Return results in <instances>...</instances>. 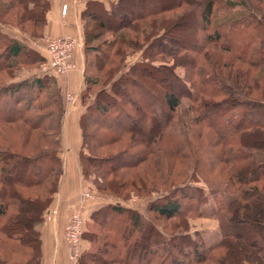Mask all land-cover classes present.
<instances>
[{"label":"trees","instance_id":"trees-1","mask_svg":"<svg viewBox=\"0 0 264 264\" xmlns=\"http://www.w3.org/2000/svg\"><path fill=\"white\" fill-rule=\"evenodd\" d=\"M216 1L115 0L107 8L103 2L87 1L83 17L93 8L96 11L92 13L91 30H87V21L84 24L85 58L89 54L92 61L87 57L88 63L95 61L100 73L104 65H114V59L121 67L115 70L110 65L103 73L114 72L95 93V100L84 105L79 117L82 140L78 159L82 175L92 173L105 181L108 175L133 168L143 160L155 163L154 153L160 152L165 139L170 140L166 143L172 150L168 156L187 170L170 179L173 184L185 178L183 182L148 201L146 214L118 199L93 209L91 221L111 231L101 239L96 231L87 233L84 229L82 238L91 241L93 249L81 252L78 264H241L245 260L261 264L257 253L264 246V101L249 95L254 90L260 97L264 93V3L226 0L230 6L246 3L247 9L214 24L210 16ZM48 6L47 0H10L1 14L12 10L19 22L29 21L36 29L29 36L36 37L43 33ZM112 18L116 25L111 24ZM3 21L0 17V24H7ZM180 24L193 26L197 39L185 42L179 39L184 34L174 35L169 28ZM99 28H110L115 35L91 45L98 39ZM200 31L205 32L202 38ZM175 42L176 48L172 46ZM212 48L219 50L211 51ZM137 51L133 62L125 60ZM226 52L229 54L224 55ZM170 53L175 63L163 67L167 75L155 74L154 70L161 67L155 58ZM239 58L258 70V76L253 78L246 77L243 71L233 73L237 80L242 77L241 90L229 73L223 76L217 71L218 66L229 67ZM44 60L45 56L26 42L0 32V71L4 76L12 78L19 64L38 65ZM177 67H183L182 74ZM156 77L162 81L160 87L151 82ZM101 80L97 75L91 84ZM55 82L53 75L38 73L0 86V121L26 123L27 134L60 125V92L57 87L56 92H45L46 84ZM182 96L191 100L192 116L186 125L176 123L171 115ZM88 118L98 119L94 128H88ZM139 125H149L142 135L135 133ZM194 125L197 128L192 129ZM116 142L120 149L97 153L98 148ZM56 145L37 154L12 150L8 159L0 148V264H41L39 226L51 206V194L58 191L61 173ZM189 146L193 150H185ZM88 167H97V171L90 172ZM130 182L128 179L118 185L104 182L95 186L117 194L120 185ZM207 193L217 202L213 215L218 219L220 237L213 245L204 244L198 232L191 233L190 229L179 231V237L168 233L151 215L168 219L177 215L200 217L204 215L200 206ZM228 194L231 197L224 201L223 196ZM241 215L249 218H244L247 225L260 231L257 236L241 241L240 234L229 229L243 219ZM256 242L260 245L255 246Z\"/></svg>","mask_w":264,"mask_h":264},{"label":"rangeland","instance_id":"rangeland-1","mask_svg":"<svg viewBox=\"0 0 264 264\" xmlns=\"http://www.w3.org/2000/svg\"><path fill=\"white\" fill-rule=\"evenodd\" d=\"M10 0H0V17L2 19H4L3 22L14 26L16 29H18L19 31H22L29 34V35H33V33H35L36 29H34L32 27V24H30L29 21H23L22 23L19 22V19L16 18V16H14V14L12 13L13 11L11 10V12L9 11V13L6 14H1L2 12V7H6V4L9 2ZM230 1H234V2H244L246 0H230ZM252 1V0H251ZM250 3V2H249ZM264 0H262L260 2V4H263ZM237 5L235 6H230V4H227L226 0H217L214 3L213 6V10H212V15L210 16V20L213 19V23L215 24L216 22H219L221 20H223L224 17L227 16H231V17H236L237 15H239V13H241L240 10H246L247 9V5L245 3L243 4H239L236 3ZM264 8V6L262 7ZM96 10L91 9L88 11V16H86L85 20L87 21V30H91V27H93V14L95 15ZM176 12L180 11V9L175 10ZM93 13V14H92ZM98 19H100V17H98ZM102 20L104 22V18L102 17ZM112 22L111 24L116 25V21L112 18L111 19ZM110 20V21H111ZM109 21V22H110ZM108 21H106V23H109ZM170 30H172L174 34L176 36H180L181 34H184L183 37H179V39L184 40L185 42L187 40L190 39H197V32L195 34V28H193V26H185L184 24H180L178 26L175 27H171L169 28ZM35 30V31H34ZM171 31V32H172ZM33 32V33H32ZM127 32H131L128 31ZM96 33H98V39L92 41L90 44L91 45H96L100 42H102L103 40L106 39H111L114 35H115V31L111 30L110 28L106 29V28H99L98 30H96ZM170 33V32H169ZM201 33H205L204 31H200V35L199 38H202ZM132 34V32H131ZM134 34V32H133ZM179 34V35H177ZM31 35V36H32ZM67 36H70L71 38H77L79 41V44L76 46V48L74 49L73 53H72V57L75 51H77L80 47H82L83 44V36L79 35V36H74V35H69V34H65ZM64 35V36H65ZM41 37L43 36H36V37H32L34 39H39L36 40L35 44L37 43L40 47H42V44H44V46L46 47V43L47 40H50L51 38L57 37V36H52L51 38H45V41H42L43 39H41ZM41 41V42H40ZM176 42L172 45L174 48H176ZM142 45V44H141ZM140 45V46H141ZM145 45H142V48ZM84 47V46H83ZM117 48V46L115 47ZM47 50V47H46ZM219 48H212L211 51H218ZM48 53V52H47ZM138 51L136 53H132V54H128V56L125 58V60H127V62H133L135 59V57L138 55ZM172 53L170 54H166L165 56L163 55H159L157 58H155V61L160 64V69L158 70H154L155 74H163L164 76L167 75V72L165 71V69L163 68L164 66L167 65H171L174 64L175 61H173V58H170L172 55ZM191 54V53H190ZM229 54L228 52H226L224 55ZM89 55V54H88ZM87 55V57L89 58L90 62L91 57H89ZM179 55V54H178ZM174 56H177V54H175ZM47 54L45 56V60L43 63H40L38 65H33V64H19L20 66H17L15 68V74L13 75L12 78H10L9 76H4L3 72L0 71V86H4L9 84V82H11L14 79L17 78H23L25 76L30 77L31 74H34L33 76L37 75L38 73H40L41 68L46 64V60H47ZM85 58L86 60L88 58ZM229 57V56H228ZM26 58V57H25ZM180 58V57H179ZM230 58V57H229ZM162 59V60H159ZM160 61H164V62H160ZM75 63V62H74ZM18 65V64H17ZM115 66L114 69L117 70L118 68L121 67V63H119L118 59H114V65L111 62V64H107L104 65V69L101 70L102 73L98 72L97 67L95 66V61L93 64L90 65V63H88L87 60V69L86 72L83 73L81 72V77H78V89L79 92H73V91H66L65 93L61 94V100H60V104L63 107V113H61L57 118V121L60 123V125H53L52 129H44L43 131L39 130H32L30 131L29 134H27V127H26V123L22 124L19 123L20 125L14 124V123H5L0 121V148L3 149L4 155L7 154L5 156V159L11 158L12 153H10V151L12 152V150H16L19 153H30V154H37L39 152L45 151V150H49V149H54V146L58 143V145H56V147H58V156L60 158V151H62V147H60V140L58 139V129L62 130L63 129V121L65 119V111L68 110H74L75 107H80V105H86L87 102L91 103L95 100V93H99V91L101 90V86L104 83H108L109 79L112 77V73H114L113 71H110L109 74H103L108 68L109 66ZM251 64L244 61L243 59H236L233 61L232 65H230L229 67L224 66V68L220 65V67L218 66L217 71L219 73V75H223L225 76V74L229 73L230 74V78L234 81L235 85H237L238 88H240V90L242 89L241 87L243 86V84L240 83L241 78H238L239 80L235 79L233 77V73L235 71H237L238 73L243 71L246 75V77H251L253 78L254 76L257 77L258 73L256 71L257 68L254 66L253 68L250 66ZM90 67L93 68L92 71H90ZM84 68V67H83ZM82 68V70H83ZM74 68L69 69L66 71V73H64L63 75H53L54 78H59V77H66L67 74H69V72H71ZM177 72H179L180 74L183 73V67H177ZM263 71H261V74H263L264 72V68H261ZM114 70V71H115ZM99 76L101 77V82H97L95 85L91 84V81L93 80V77L95 76ZM103 75H105L103 77ZM242 75V74H241ZM264 75V74H263ZM88 79V81H87ZM152 83H156L158 87L161 86L160 82H162L161 80H159L157 77L155 79H153L151 81ZM53 83H48L46 84L45 87V92L49 93V92H53L57 89L55 87L56 86ZM89 86V87H88ZM255 87V86H254ZM262 87L264 88V85H262ZM178 88V87H177ZM60 92V89H57ZM206 97V96H204ZM249 97H257V98H261L264 101V93L261 95L258 93V91H253L252 93H250ZM220 99L217 98L215 100ZM180 105L177 107V109L172 112V119L173 121H175L176 123H184V125H186L189 120L191 119V111L189 110V106L191 104V100H189V98H187L186 96H182L180 98ZM52 109L54 110V107H52ZM51 109V110H52ZM90 119V118H88ZM102 119V118H100ZM54 121V119H53ZM94 122V124H93ZM98 122V119L96 120H92L90 119L89 121H87L88 124V128H94L96 126V123ZM149 127V125L146 126H142L139 125L137 128L139 129V131L135 132V133H140V135H142V131L144 129H147ZM142 128V129H141ZM197 128V125H194L192 129ZM204 129V133H207V129ZM197 130V129H196ZM136 131V130H134ZM26 132V133H25ZM139 135V136H140ZM98 137V136H97ZM205 137V135L203 136V138ZM209 137V136H208ZM211 137V136H210ZM69 139V137H68ZM170 140H166L164 141V143L161 144L160 148V152H156L154 154L157 155V157L155 158V163L148 161V160H143L140 164L136 165L133 168H127L126 170L119 172V173H112L110 175H108L104 181V179L100 180L99 178H97L94 174L90 173L91 171H97V167H90L89 168V173L90 175H88L87 177L83 175V178L80 179L79 181V186L77 187L76 190V196L79 197V201H77L76 204L77 207L70 212V214L72 212L75 211H80L84 208V206L86 207V202H88V205L91 206L92 204L95 205H100V203H104V202H113L114 199H118L119 201H121L122 203H129L131 206L137 208L141 213L146 214L147 212V204L148 201L153 199L154 197H156L160 192H165V191H169L170 189H174V187H172L173 184L176 183H181L184 181L185 178L178 179V181L174 182L172 184L171 182V178L174 177H179L178 175H182L184 173V170H187L185 167L183 168V166L180 165V162L177 161V159L172 158V156H168V153L172 152V150L169 148V144H167L166 142H169ZM197 141H201L200 139H198ZM63 142L65 143V146L67 145V139L64 138ZM204 143V141H203ZM141 147V145L139 146V148ZM121 147L119 146V144L116 143H111L108 146L105 147H101L97 149V153L100 155L105 154L106 152H111V151H115L117 149H120ZM188 149L189 151L193 150L192 146L186 147L185 150ZM209 148H206V150H208ZM171 150V151H170ZM188 151V152H189ZM85 152L88 153V150L86 149ZM10 153V154H8ZM164 153V156H163ZM79 160V159H78ZM8 161V160H5ZM161 165V166H160ZM81 166V164H80ZM87 168V169H88ZM183 168V169H182ZM215 169H219V167H216ZM63 172L62 169V163H61V173ZM81 172H82V167H81ZM61 173H60V177L58 179V186L60 183V179H61ZM188 174L190 173V170L187 172ZM208 173V172H206ZM192 174V173H191ZM202 174V173H201ZM197 177V176H196ZM128 179L132 180V182L127 183V184H122L119 186L118 190L119 195H117L116 193L111 194L109 192V190H98L96 189V184L101 183L104 184V182L107 183H111L114 184L116 183L118 185V183H123L126 182ZM81 185V186H80ZM64 184H60V188L63 191L64 195L66 194V190H63ZM102 187V186H101ZM100 187V188H101ZM158 191V192H156ZM90 196V197H89ZM126 196V197H124ZM56 197V192H53L51 194V202L54 200V198ZM66 197V196H65ZM231 197L230 194L228 195H224L223 196V200L224 201H228V199ZM84 203V204H83ZM51 204V203H50ZM92 205V206H95ZM88 206V207H89ZM51 207H56L57 208V214L59 213V206L54 204L51 205L48 209H50ZM200 208L203 210V212L205 214L210 215L209 217H193V216H189L187 218V216H182V215H177V216H171V218H162V217H157L155 216V214L151 213L152 217L155 218L156 224H158L160 227H163L168 233H176L178 235L179 231L181 230H188L190 229V231L192 230H196L197 228H201L206 230L205 233H202V237L203 240L205 242L206 245H211L214 244L216 241L219 240L220 237V232L219 229L216 228H212L213 226H211L212 224H214L215 222H217V227H218V219L216 218L215 215H213L214 210L217 208L216 202L213 200L212 196L210 194L207 193V199L206 201L200 206ZM47 209V210H48ZM46 210V211H47ZM45 214V213H44ZM70 214L68 215V218L70 216ZM116 214V213H115ZM55 216V218H56ZM240 217H242V220H238L236 223H234L229 229H231L232 231H235L237 235L240 234L239 238L241 241L247 240L248 237L253 238L255 236H257L258 233H260V231L256 230V228H253L249 225H247L248 223L245 221L244 218L249 219L248 217L241 215ZM83 219V218H82ZM56 220V219H55ZM54 220V221H55ZM69 220V219H68ZM47 221V220H44ZM54 221H48V222H54ZM68 223V222H67ZM67 225V224H66ZM65 225V227H66ZM87 228L86 232L89 233V231H96L97 233H99V237H101V239L104 237V234H107L108 232H110L111 230L106 229L104 226L99 225V223L90 221L87 222L85 219H83V227H82V231H84V229ZM263 234V233H262ZM83 235V234H82ZM179 237V235H178ZM65 238V236H64ZM264 239V235L262 236L261 240L263 241ZM66 241V240H65ZM261 242V241H260ZM255 243V242H254ZM260 245L259 243L256 242L255 246ZM66 247H67V243H66ZM257 256L259 257V261L261 264H264V246H260L258 248V253ZM117 264V263H114ZM241 264H250L248 263V260H245L244 262H242Z\"/></svg>","mask_w":264,"mask_h":264},{"label":"crops","instance_id":"crops-1","mask_svg":"<svg viewBox=\"0 0 264 264\" xmlns=\"http://www.w3.org/2000/svg\"><path fill=\"white\" fill-rule=\"evenodd\" d=\"M87 1L88 0H47L49 6L45 14L46 24L41 35L43 36L41 37V39H43L42 41H45V38H51L52 36H62L65 34L83 36V29L86 20L83 17L82 12L86 8ZM96 1L103 2L107 8L115 0ZM64 5H66L65 12L61 13ZM0 32L2 34L8 35L20 43L26 42L29 47H31L35 52H39L41 55L46 56L47 54L46 47L43 43H41L42 47H40L37 43L35 44L36 40L39 39L30 37L29 34L19 31L14 26L9 24H0ZM72 60L75 62V68L69 72L65 78L59 77L56 79L57 88L60 89L61 94L65 93L66 91L79 92L78 77H81L80 73L82 72V68L85 65V52L83 46L74 52ZM33 75L34 74H31L30 77L25 76L15 80H23L27 78L30 79L31 77H34ZM83 109L84 105H80V107H75L74 110L65 111L66 115L63 121V129L60 130L59 135V140L61 143L60 147H62V151H60V162L62 163L63 172L61 173V179L57 189L58 191L56 192V197L50 204L58 205L59 213L56 216V220L54 222L43 221L39 226V234H41V264H73L68 260L67 257L68 248L66 247V241L63 233L65 225L68 222V215L77 207V205L74 203L79 201V197H77L75 193L77 187L80 184V179L83 178L80 161L78 160L82 140V132H80L79 127V117ZM64 138L67 139L66 146L63 142ZM60 184L61 187L62 184H64L63 190L67 191L65 195L60 188ZM104 203L106 204L112 202ZM104 203H100V205ZM85 204L86 207L84 206V208L81 210V215L83 219H85L87 222H90L91 219L89 218V215L93 209L99 206V204H92L95 206H89L88 202ZM125 205L133 207L129 203ZM206 215L208 217L210 216L204 213V215L200 217H207ZM211 226H213V229H218L217 222ZM85 229L87 230V228ZM195 231L198 232V235L203 239L202 233H205L206 230L202 229L201 227L190 232L193 233ZM81 248L82 252L87 249L91 251L93 249L91 241H89L86 237H83L81 240Z\"/></svg>","mask_w":264,"mask_h":264},{"label":"built area","instance_id":"built-area-1","mask_svg":"<svg viewBox=\"0 0 264 264\" xmlns=\"http://www.w3.org/2000/svg\"><path fill=\"white\" fill-rule=\"evenodd\" d=\"M66 5L62 8L64 13ZM79 44L77 38H71L67 35L57 36L47 40V62L41 68L40 73L47 75H63L67 70L75 68L72 53ZM90 197V196H89ZM57 214V208L51 207L44 214V220L54 221ZM68 223L64 229V236L67 243V257L70 262L77 264L82 252L81 239L83 219L80 211L72 212L68 218Z\"/></svg>","mask_w":264,"mask_h":264}]
</instances>
